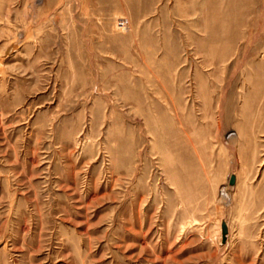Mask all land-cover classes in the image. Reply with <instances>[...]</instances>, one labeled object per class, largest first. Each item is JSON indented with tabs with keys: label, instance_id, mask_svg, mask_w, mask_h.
<instances>
[{
	"label": "rangeland",
	"instance_id": "374dc122",
	"mask_svg": "<svg viewBox=\"0 0 264 264\" xmlns=\"http://www.w3.org/2000/svg\"><path fill=\"white\" fill-rule=\"evenodd\" d=\"M0 264H264V0H0Z\"/></svg>",
	"mask_w": 264,
	"mask_h": 264
},
{
	"label": "water",
	"instance_id": "95a60500",
	"mask_svg": "<svg viewBox=\"0 0 264 264\" xmlns=\"http://www.w3.org/2000/svg\"><path fill=\"white\" fill-rule=\"evenodd\" d=\"M235 180H236L235 176H232V177H231V180H230V183H231V184H234V183H235ZM226 231H227V230H226V228H225V229H224V234H226Z\"/></svg>",
	"mask_w": 264,
	"mask_h": 264
}]
</instances>
